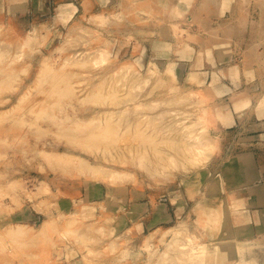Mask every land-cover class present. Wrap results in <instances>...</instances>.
Here are the masks:
<instances>
[{
  "label": "rangeland",
  "instance_id": "1",
  "mask_svg": "<svg viewBox=\"0 0 264 264\" xmlns=\"http://www.w3.org/2000/svg\"><path fill=\"white\" fill-rule=\"evenodd\" d=\"M41 2L21 21L22 36L0 27V264H191L200 251L188 248L216 242L201 240L215 238L214 224L227 219L213 206L241 207L240 195H209L208 186L237 180L248 163L231 154L256 143L249 138L261 122L253 105L264 103V0ZM98 54L106 60H91ZM239 76L247 82L224 79ZM230 110L240 114L237 127L212 131ZM198 142L212 148L198 150ZM47 178L68 182L71 210L50 212ZM88 184L119 197L138 188L135 200L148 190L153 202L183 205L187 222L146 232L133 248L130 235L109 228L113 219L83 216ZM236 215L232 241L219 240L228 251L213 264H264V227L244 229ZM11 224L30 232L9 236Z\"/></svg>",
  "mask_w": 264,
  "mask_h": 264
},
{
  "label": "crops",
  "instance_id": "2",
  "mask_svg": "<svg viewBox=\"0 0 264 264\" xmlns=\"http://www.w3.org/2000/svg\"><path fill=\"white\" fill-rule=\"evenodd\" d=\"M42 6L41 0H0V27L6 28L10 33H15L18 36H22L25 30L26 25H24L21 21L25 19V16H30L33 18L35 14L40 12V7ZM226 83L228 84H236L241 83L244 84L245 78L239 76V78H224ZM210 80V79H209ZM207 79L203 81L202 84H209ZM230 93V92H229ZM241 97L245 94V92H238ZM261 101L258 100L253 108H256L255 118L256 120H261L259 125L255 127L254 132L255 136H253V141H256L252 148H249L246 151H241L238 153L231 154V156L240 157V160H245L247 164V170L238 172L236 174L237 180L233 181L232 177H221V179L217 183H213L211 181L208 186L209 195L215 196H227L231 193L238 194L241 197V207L234 209L230 207L228 204L222 203V206L215 205L214 209L211 213H218V216L221 212H219L222 207L226 212L227 219L223 220L221 223L214 224L216 230H214L213 235L215 238L209 240H201V241H210V240H222V239H230L233 237V223L232 218L234 213L236 212V216H238L237 220L240 218L242 227L244 229H249L252 227L255 228H263L264 227V152L261 149L264 146V115L259 116L258 113H264V103H259ZM238 106L231 104L230 107ZM261 108V110H258ZM253 115V116H254ZM240 114L235 112L234 110L231 112L230 116L227 118L226 124L225 119H219L216 117L215 125L211 129L216 133H222L225 130H229L231 128L237 127L239 123ZM230 156H225L216 170V173L219 172L224 161ZM207 162L212 163L213 158L209 159ZM231 176V175H230ZM47 178L49 189L53 195L48 196V199H51L52 202H56L55 207L51 209V213L62 212L65 213L71 210L72 201L75 200L76 196H69L63 190L67 186V181H59L55 182L57 179ZM74 181H72L73 183ZM51 184H54V187H51ZM92 185L88 184L83 185L82 187V198L81 201L84 203L82 206V214L86 218L90 220V218L95 219L97 216L101 215L109 219H113V224L109 228H111L114 233L119 235H130L133 241L134 246L136 248L138 244L143 241L145 238V233L158 231L159 233L165 232L172 227H175L180 221L186 223L185 220L186 209H184L183 205H178L175 207H168L167 203L162 202H153V192L145 191L141 194V198L139 200H135L133 197V193L136 189L127 190L130 192L125 196H115L114 190L109 186H98L100 188L91 189ZM237 185V186H236ZM56 187V188H55ZM57 187H59L61 191V196L58 199H54V196H58ZM56 189V192H55ZM59 190V191H60ZM126 190V188H125ZM64 193V194H63ZM162 197V196H161ZM164 197V196H163ZM162 199V198H161ZM61 201V202H60ZM76 201V200H75ZM171 204V203H170ZM218 204V203H216ZM171 206V205H170ZM102 207H107L105 211H103ZM216 208V210H215ZM49 212V213H50ZM189 226V231H194L197 233L204 232L199 228H194L191 225ZM213 226V227H214ZM194 228V230H190ZM226 228L227 232L224 235H216V232L221 229ZM198 229V230H197ZM121 237V238H122ZM137 239V240H136ZM122 240V239H121ZM156 241V240H155ZM232 241V240H231Z\"/></svg>",
  "mask_w": 264,
  "mask_h": 264
},
{
  "label": "bare ground",
  "instance_id": "3",
  "mask_svg": "<svg viewBox=\"0 0 264 264\" xmlns=\"http://www.w3.org/2000/svg\"><path fill=\"white\" fill-rule=\"evenodd\" d=\"M100 21H101V17L99 16V17H97ZM189 36H191V35H189ZM184 44V43H183ZM185 46V45H184ZM190 46V45H189ZM185 49H186V47H185ZM186 50H188V49H186ZM65 58V57H64ZM68 59L66 58V61H67ZM91 60H93L95 63H100V62H104L105 60H106V58L104 57V56H102L101 54H98V55H96V56H94V57H92L91 58ZM72 61H74V60H72ZM125 64V63H124ZM43 65H44V63H43ZM158 72V71H157ZM40 74H41V72H40ZM39 75V74H38ZM39 77H40V75H39ZM195 91V90H194ZM22 98H24V97H22ZM111 113V112H110ZM108 119V118H107ZM194 137V136H193ZM196 139V138H195ZM198 139V138H197ZM200 140V139H199ZM202 140V139H201ZM196 140H194L193 139V142H195ZM192 142V143H193ZM192 143H189V144H192ZM204 143H205V141H204ZM207 143V142H206ZM205 143V144H206ZM211 144L212 145V143L211 142H208V144ZM196 144V148H198V150L199 149H201V150H205L207 147H211L212 148V146L210 145V146H207V145H203V143H200V142H198V143H195ZM197 145H199V146H197ZM202 145V146H201ZM204 146V147H203ZM199 147H201V148H199ZM202 148H204V149H202ZM209 149V148H208ZM67 159V158H66ZM56 160H58V159H56ZM79 160V159H78ZM78 160H76L77 162H79ZM83 161H80L79 163H80V166L81 165H83L84 163H82ZM76 163V162H75ZM78 164V163H77ZM76 164V165H77ZM79 165V164H78ZM86 165H87V163H86ZM68 166V165H67ZM80 166H79V169H80ZM84 166V165H83ZM88 166V165H87ZM87 166H84L83 168H87ZM69 167V166H68ZM90 167V166H89ZM89 167L85 170L86 172H87V170H90L89 169ZM91 168V173H92V167H90ZM78 169V170H79ZM95 169V168H94ZM81 170H84V169H81ZM84 171V172H85ZM96 171H98L97 169H95V171L94 172H96ZM211 215V214H210ZM217 215V214H216ZM212 216H215V214L214 215H211L210 217H212ZM221 216V215H220ZM214 218V217H213ZM216 218H219L220 219V217H218V215L216 216ZM49 220L48 219H44L43 220V222L41 223V225H40V227H39V230H42V229H44V228H46L45 226H47V225H49ZM220 222V221H219ZM7 227V229H6V233L5 234H7V235H9V236H12V237H14V236H20V235H23V234H25V233H28V232H30V230L28 229V227L25 225V224H11V225H7L6 226ZM176 227V226H175ZM173 228V227H172ZM171 229V228H170ZM174 229V228H173ZM45 230V229H44ZM226 231V230H225ZM40 232V231H39ZM45 232V231H44ZM222 232V231H221ZM41 233H43V232H41ZM217 233V232H216ZM219 233V232H218ZM217 233V234H218ZM224 233V232H223ZM164 234V233H163ZM216 234V235H217ZM6 235V236H7ZM188 241H189V238H188ZM191 242V241H190ZM229 246V244H228V241L227 240H224V241H216V242H199L198 243V246L196 247V246H192L191 248H188V249H190V251L189 252H192L193 251V253H197V250H199L200 251V254H198L197 256H196V260H194L191 264H213V261H212V259H214V258H216L217 260H222L223 259V257H224V255H221L222 253H224V252H226V251H228L226 248ZM184 248V247H183ZM187 247H185V249H186ZM182 249V248H181ZM188 252V253H189ZM187 254V253H186ZM189 254H191V253H189ZM191 256V255H190ZM242 260H244V257H242L241 258V261ZM239 260H237V262H238Z\"/></svg>",
  "mask_w": 264,
  "mask_h": 264
}]
</instances>
